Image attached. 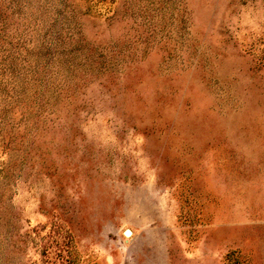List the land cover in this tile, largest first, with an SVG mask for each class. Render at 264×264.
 Returning a JSON list of instances; mask_svg holds the SVG:
<instances>
[{"label":"rangeland","instance_id":"rangeland-1","mask_svg":"<svg viewBox=\"0 0 264 264\" xmlns=\"http://www.w3.org/2000/svg\"><path fill=\"white\" fill-rule=\"evenodd\" d=\"M0 264H264V0H0Z\"/></svg>","mask_w":264,"mask_h":264},{"label":"water","instance_id":"water-1","mask_svg":"<svg viewBox=\"0 0 264 264\" xmlns=\"http://www.w3.org/2000/svg\"><path fill=\"white\" fill-rule=\"evenodd\" d=\"M129 235H130V231H129L128 229L125 230V231H124V236H125V237H128Z\"/></svg>","mask_w":264,"mask_h":264},{"label":"bare ground","instance_id":"bare-ground-1","mask_svg":"<svg viewBox=\"0 0 264 264\" xmlns=\"http://www.w3.org/2000/svg\"><path fill=\"white\" fill-rule=\"evenodd\" d=\"M130 234H131V232H130Z\"/></svg>","mask_w":264,"mask_h":264}]
</instances>
